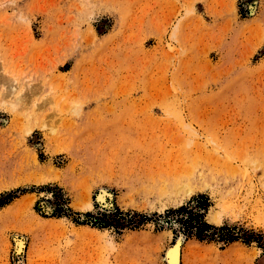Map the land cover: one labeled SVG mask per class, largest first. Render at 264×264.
I'll list each match as a JSON object with an SVG mask.
<instances>
[{
  "label": "rangeland",
  "instance_id": "1",
  "mask_svg": "<svg viewBox=\"0 0 264 264\" xmlns=\"http://www.w3.org/2000/svg\"><path fill=\"white\" fill-rule=\"evenodd\" d=\"M1 201L0 264H264V0H0Z\"/></svg>",
  "mask_w": 264,
  "mask_h": 264
},
{
  "label": "trees",
  "instance_id": "2",
  "mask_svg": "<svg viewBox=\"0 0 264 264\" xmlns=\"http://www.w3.org/2000/svg\"><path fill=\"white\" fill-rule=\"evenodd\" d=\"M7 203L8 202H6V201H1L0 202V207H4ZM203 209L204 210L207 209V206H206V208H203ZM176 212L177 213H185V214H187V218L184 221L183 225L186 226V229H188V231H190V233L192 235L194 234L200 240H204V239H207V238H210L211 240H214V237L217 234H213V235H208L207 234L211 230H215V231H218L219 233H223V235L219 236V239L221 241L233 242V241H236L238 239V238H236L234 236V234L231 232V230H229V228H216V227H214L212 225H209L205 221L204 214L200 213V212H194V209L189 210V208L183 207V208H181L178 211H169L168 215L176 213ZM112 216L114 217L113 221H111V222H107L106 221V223H103L102 225H99V226L102 227V228L110 227L113 224H116L118 226H124L125 222H128V223H130L132 225L133 221H134L130 214H123L119 210H117L114 213V215H112ZM139 216H141V218H143L144 220H147V217H145L143 215H139ZM128 217L130 219H128Z\"/></svg>",
  "mask_w": 264,
  "mask_h": 264
},
{
  "label": "bare ground",
  "instance_id": "3",
  "mask_svg": "<svg viewBox=\"0 0 264 264\" xmlns=\"http://www.w3.org/2000/svg\"><path fill=\"white\" fill-rule=\"evenodd\" d=\"M107 194L106 191H101L97 196V201L101 204L107 203ZM182 238H179L178 241L175 243L174 246L170 247L166 251V261L168 264H180L181 263V257H182ZM26 241V240H25ZM22 238H16V255L21 256L25 250L26 242Z\"/></svg>",
  "mask_w": 264,
  "mask_h": 264
}]
</instances>
